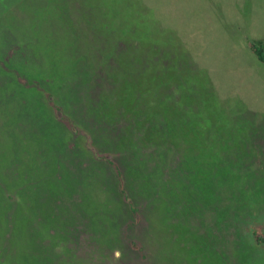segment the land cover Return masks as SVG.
<instances>
[{
    "label": "rangeland",
    "instance_id": "rangeland-1",
    "mask_svg": "<svg viewBox=\"0 0 264 264\" xmlns=\"http://www.w3.org/2000/svg\"><path fill=\"white\" fill-rule=\"evenodd\" d=\"M107 27L141 41L126 39L114 52V37L98 40ZM153 32L157 40L147 41L143 34ZM250 41L264 42V0H0V180L14 190L19 175L29 177L27 201L13 191L22 237L14 254L38 251L53 264L49 252L80 238L84 248L63 264H264L257 238L264 237V63ZM126 50H138L131 71L146 73L123 74ZM82 53L93 56L102 79L81 78ZM151 62L158 67L149 69ZM88 87L114 112L109 124L108 113L86 108ZM85 116L112 131L93 144ZM69 149L80 160L74 169L103 166L96 203L108 204L106 228L115 223L104 247L89 242L104 222L87 218L85 177L79 182L64 164ZM110 160L121 164L133 198L160 193L146 205L153 212L142 218L141 235ZM39 171L54 204L52 195L41 197Z\"/></svg>",
    "mask_w": 264,
    "mask_h": 264
},
{
    "label": "trees",
    "instance_id": "trees-1",
    "mask_svg": "<svg viewBox=\"0 0 264 264\" xmlns=\"http://www.w3.org/2000/svg\"><path fill=\"white\" fill-rule=\"evenodd\" d=\"M106 30H112V29L109 27L104 28V31H102L103 34L98 35V37H99L98 40L103 42V39H104L105 41L112 42L111 40L114 37L115 41H116V42L114 41V43L112 42L113 43L112 45L114 47V52L116 50L119 52L122 50V48H117V46L120 42H122L126 39L140 40L139 38H137V36L133 32L130 33V36H127V35H124V33L119 34L120 32H116V31H110L109 32ZM147 34L148 33L143 34L144 38L147 41L152 42V40L153 41L157 40V39H155L157 37V34H155L154 32L152 34H149L148 36H147ZM158 40H159V38H158ZM249 45H250L251 50L264 63V42L250 41ZM138 50H136V51H138ZM136 51H134L132 53L130 52V50L122 51V54L126 55L127 61H122L119 63L122 66H129L128 70L126 69L127 72L123 73V74L137 73V72L146 73L144 70L143 71H136V70L131 71V69H130V66L134 62L129 63L128 61L131 59H136L135 58ZM82 56L85 59L86 63H85V67H84L85 69L82 72H80L81 78L86 79L87 77L94 75V76H96L97 79H102V76L105 75V72L101 71L98 75L97 67H95L96 69L92 68L93 67V62H92L93 56L92 55L88 56L87 53H82ZM114 56H115V53H114ZM95 57L97 58V56H95ZM103 58L104 59L106 58L105 55L103 56ZM102 61H106V60L102 59ZM110 62L111 61L109 60L108 62L106 61V63H101V65L107 66V65H109ZM134 65L137 68V70L142 68L141 66H139V64H134ZM154 66H156V63L152 64V62H151V63L147 64V67L149 69H150V67H154ZM157 67L158 66H156L155 68H157ZM90 69H91V71H90V74L88 76ZM84 90H85L84 95H85V99H86L85 101L87 103L89 101H91V104H92V107L91 106L86 107L87 106V103H86L85 107L91 108L93 110L94 109L97 110V108H98L99 110H102L104 113H108L110 119L106 123L109 124V122L113 119L114 115H112V113H114V112H110L109 110H107L105 108L104 104L101 105L100 102L102 101V99L99 96L96 97L93 94V93H96L95 89H94L93 93H92L91 87H88L87 89H84ZM91 94H92V96L90 97ZM81 96H83V95H81ZM80 98L81 97H79V99ZM204 98L206 99V96H204ZM56 108H58V107H56ZM85 117H86L85 121H82V122H83V124L85 123L88 126V128L83 129L84 134H85V132L89 133V135H90L89 141L92 142L93 144H96V142L98 140H100L102 137L104 138L107 135V130H108V132L112 131L111 128H109V127H111L110 125L107 127L106 123H105V124H103L104 126H102L103 128H100V126H93L94 123H92L91 118L87 117V116H85ZM63 119L65 120V118H63ZM211 126H213L212 123H211ZM215 126H217V125H215ZM72 129H75V131L77 132V130L74 126H72ZM198 129H200V128L195 129L196 133H198V131H200ZM16 130H17V128L11 129V133H13L14 138L16 137V134H17ZM78 131H80V130L78 129ZM3 132H4V130H3ZM3 132L1 135L2 139H0V144L2 142H5V140H6V139H3ZM10 148H11V146L9 148L7 147V151H9ZM61 152H63V151H61ZM63 153L65 154L64 164L68 165L69 172L71 171L74 177H76L78 174L79 175V182H80V178L82 175L85 177V179H84L85 182H84L81 190L84 194L83 195L84 203H86L87 201H90L89 215L87 216V218L88 217H90V218L95 217L99 220H101L100 218H102V220H103L102 222H104L105 220H107L106 219L107 215H104L103 212L108 211L107 210L108 204H107L106 200H105V203H103L101 206L97 204L98 203L97 196L100 197L101 195L99 193H97V191H96L97 189H102L104 187V184L101 183V176H102L101 174L103 172L102 171L103 166H100L97 164V165H93L91 167V169L89 168L90 165L86 166V167L81 166V168H79V169H74L73 165L80 164V160L77 158L78 155H77L76 149H69ZM129 153H130V151H129ZM97 155L101 159L106 157V155H104L101 151L97 152ZM12 161L9 162V165L7 168L10 167ZM14 163H13V165H14ZM54 164H56V163H54ZM110 165L113 167V171L115 173V179L117 180L118 187L120 189V190L118 189L119 192L121 193V195H123L124 199L128 203L132 214H134L135 217H139V219H137L136 222L132 221V224L134 226L138 227L136 232L139 235H141V231H140L139 227L141 226V222L143 221L142 218H144V216H146V215L148 218H150L149 217L150 215H148V214L153 212V207H148L146 205L156 204V202H158L157 198L159 197L160 193L157 192L156 189L151 190V193L149 195H147V197H146V201L145 200L140 201V199L133 198V196L130 195L126 190V186H125V180H126L125 178L126 177L123 173L121 164L115 160H110ZM12 168H13V166H12ZM24 168L27 169L28 165L26 164V166H24ZM76 172H78V173L75 174ZM105 174H106V171H105ZM43 176H45V173H43L42 171H39L35 177V181H36L37 186L41 187V192H42L41 197H42V199L47 200V199H49L48 195H52V196H50L48 205L51 203L54 204L55 201H58L57 195L54 191L52 194H50L48 188H46L45 182H47V181L45 180V178H43ZM19 177H20V182H18L17 189L15 187L14 190L11 188V184L5 182V180L3 183L2 180H0V212L3 213V215H4V219H1V217H0V264H48L47 260L49 258H47L45 255H43L42 253H40L38 251H36V252L32 251L33 255L29 254L30 252L29 253H22V255H20L21 252L18 253L19 255L14 254V251H17L16 245H18L17 243L20 241V239H22V237H21V235H18L16 230H15V222L13 221L12 217L16 215V210L12 207V203H13L14 198L16 196L21 198V200L27 201V194H28V193H26L24 196L21 192L24 190V186H25V188H27L28 181L26 179H28L29 177H27L26 175L25 176L19 175ZM87 182L92 183L91 186H93V189L91 191H88V192L85 191V187L87 185L86 184ZM13 191H14V193H16L15 197L13 195ZM114 198H116V200L120 199L118 196H116ZM161 202H162V200H161ZM145 210L147 211V214H145ZM32 211L33 210H31L29 212V214L26 212V215H33ZM109 211H110V213L107 212L108 216H110L112 220L115 218L116 221L119 223V220H118V219H120V217L118 216L119 213H115L114 211H112L111 208L109 209ZM111 222H113V221H111ZM114 224L112 226L109 225L108 228L114 227ZM130 225H131V223L129 225H127L126 227L128 228ZM106 226H107V224H105V222L99 223V225L96 226L98 237L93 236L94 239H91V241H89L90 243H92V245H96L97 247L98 246H101V247L105 246L104 244H102L103 242L101 241V239L104 238L103 236H105L104 234L108 230V228H106ZM79 227L83 228L84 230L88 229L87 225L83 224V223H79ZM36 228H37V232H36ZM41 228H42V226H40V225L36 226L34 228L35 233H33V234L37 235ZM40 238H42V237H40ZM257 238L261 241H264V237L257 236ZM35 239H36V242H39L37 238H35ZM71 239L74 240L73 237ZM111 240L107 241L106 244L110 245ZM85 243L80 238H79V241L78 240H74V241L68 240L67 241V247L58 246L57 251H56L54 256L50 252L48 253V255L51 257L52 261L54 260L53 264H63L65 262L67 263V261H68L67 257H70L73 255V254H71V251L77 252V250H74L73 248H75V249H81L82 247L84 248ZM132 245H133L132 248L136 251H139V253L141 254V256L143 258L146 256L144 253V250H143V245L138 244L135 240H132ZM108 249H111V246ZM35 253H37V254H35Z\"/></svg>",
    "mask_w": 264,
    "mask_h": 264
},
{
    "label": "crops",
    "instance_id": "crops-1",
    "mask_svg": "<svg viewBox=\"0 0 264 264\" xmlns=\"http://www.w3.org/2000/svg\"><path fill=\"white\" fill-rule=\"evenodd\" d=\"M209 128V127H208Z\"/></svg>",
    "mask_w": 264,
    "mask_h": 264
}]
</instances>
